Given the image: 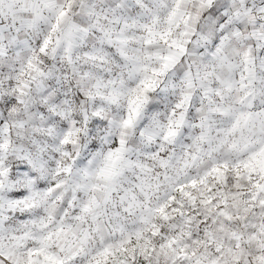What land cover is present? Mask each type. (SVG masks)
Wrapping results in <instances>:
<instances>
[{
  "label": "clouds",
  "instance_id": "obj_1",
  "mask_svg": "<svg viewBox=\"0 0 264 264\" xmlns=\"http://www.w3.org/2000/svg\"><path fill=\"white\" fill-rule=\"evenodd\" d=\"M261 160L264 0H0V264H264Z\"/></svg>",
  "mask_w": 264,
  "mask_h": 264
},
{
  "label": "snow or ice",
  "instance_id": "obj_2",
  "mask_svg": "<svg viewBox=\"0 0 264 264\" xmlns=\"http://www.w3.org/2000/svg\"><path fill=\"white\" fill-rule=\"evenodd\" d=\"M63 15H64V13L62 12L61 16H63ZM258 162L261 164V167L264 168V160H261V161H258ZM5 174L6 173L4 171L0 170V176H4ZM2 186H3L2 185V181H0V187H2ZM12 195L14 197L19 198V197H22L24 195V192H22V191H13Z\"/></svg>",
  "mask_w": 264,
  "mask_h": 264
}]
</instances>
